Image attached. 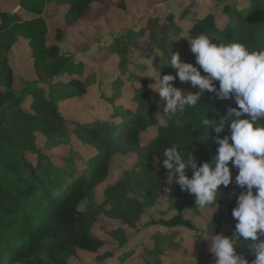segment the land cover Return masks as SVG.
<instances>
[{"label": "trees", "instance_id": "trees-1", "mask_svg": "<svg viewBox=\"0 0 264 264\" xmlns=\"http://www.w3.org/2000/svg\"><path fill=\"white\" fill-rule=\"evenodd\" d=\"M58 2L60 6H69L62 17L65 26L70 29L93 18L110 16L119 9L127 10L126 0H16L15 3L10 2L12 8L26 7L28 14H33L32 20L24 21L19 14H13L11 10L0 12V109L4 108L3 119L8 125L0 127V264H68L69 256L75 250L100 254L107 242L92 232L98 215L95 213V207L89 204V198L112 174L120 172L126 179L129 175V171L124 169L125 166L112 167L107 138L104 139L91 130L82 129L87 132L85 136L94 140V143H90L84 137L83 140L75 128L69 130L70 122L58 112L60 97H56L55 93L59 91V85H56L50 97L42 93L35 95L30 106L32 113L12 102L11 90L16 79L8 54L13 42L17 36L30 39V56L36 66H39L48 56L43 43L47 26L41 15L48 6ZM208 8L210 12L193 26V38L205 34L216 43L237 41L244 43L250 50L264 49V0H212ZM162 11L151 16L146 30L133 32L128 37L127 52L131 51V47H135V56H138L134 58L142 61L136 63L135 70L144 72L145 68H150L151 60L156 59L164 75H175L173 69L163 65L169 56L177 52L181 62H185V58L181 55L182 50H174V37L167 35L174 26L173 13L165 9ZM162 17L166 18L165 21ZM159 33L165 36L162 41L158 39ZM59 36H65L61 29ZM100 45L98 40L95 50L102 49ZM49 49L52 51L51 57L59 56L57 47L51 46ZM114 51L115 54L121 52L119 48ZM48 70L60 72L56 63L51 64ZM125 72L130 78H134L135 72L128 69ZM59 84L67 96L86 92L81 81L73 80ZM137 86L139 84L135 85V88ZM174 86L182 89L185 94L196 91L189 83L183 85L178 79ZM120 102L113 107L107 106L106 111L110 113L113 110L114 114L122 111L119 108ZM229 106L236 105L232 101H220L216 99L215 94L205 92L196 107L177 111L172 119L165 124H159L156 108L148 102H141L138 105V114L125 116L128 121L111 135L121 136L126 132L125 136L133 144L130 152L136 157L140 152L137 147L141 145L143 135L151 127L157 126L156 136L148 147L142 150L147 157L158 158L162 163L161 155L164 149L175 145L186 152H193L195 163L199 166L210 161L218 147L214 139L215 133L209 129L208 136L206 129L201 126V119L208 116L210 120L219 122ZM38 131L47 135L49 147L65 148V153L58 156L59 162L51 164L50 169L34 166L27 158V153L42 156L38 138L35 136ZM227 134L229 128L225 125L224 132L220 135L223 137ZM85 145H89L87 153L82 151ZM165 174L168 178L167 173ZM186 174L191 177V168L186 169ZM235 175L236 171L233 170V183ZM233 183L228 188L221 186L223 196L217 200V209L225 208L232 219L236 198L242 191L233 186ZM174 186V195L182 194L185 197V205L196 207L193 195L181 191L178 184ZM109 188V191L105 190L109 203L107 214L126 222L133 229L138 228L136 217L127 213L125 206L116 204L121 197L120 192L115 191V194L113 188ZM253 191L255 192V189ZM115 195L118 197L115 198ZM87 203L86 207L84 204ZM184 215L181 212L171 219H160L144 225V229H149L148 233L153 231L150 238L154 234L155 238L158 236V250L154 253H158L160 245L163 244L159 239V228L166 232L162 238L163 242L173 239L176 234L174 229L178 227L195 229L193 220ZM219 225L220 221L213 219L210 233L217 234ZM110 235L119 250L109 253L110 256H119L121 260H125L134 253L130 251V240L134 235H126V230L121 228ZM246 243L238 246L237 252L251 261L255 259L249 248L253 242ZM178 246L180 247V244ZM146 252L149 251L144 250L145 254ZM159 256L157 261L161 259V255Z\"/></svg>", "mask_w": 264, "mask_h": 264}, {"label": "rangeland", "instance_id": "rangeland-1", "mask_svg": "<svg viewBox=\"0 0 264 264\" xmlns=\"http://www.w3.org/2000/svg\"><path fill=\"white\" fill-rule=\"evenodd\" d=\"M15 1L0 0V12L11 10L13 14H19L24 21L32 20L33 14H28L26 7L12 8L10 2L15 3ZM211 1L126 0V11L119 9L110 16L87 20L73 29L65 26L62 17L69 6L67 4L60 6L59 2L52 4L41 15L47 26L43 43L48 56L39 66H36L30 56V39L17 36L14 40L8 54L16 79L11 90L12 102L18 103L25 111L32 113L30 106L35 95L42 93L50 97L56 85H59L57 86L59 91L55 93L56 97H60L58 112L70 122L69 130L75 128L79 136L88 139L90 143H94V140L85 136L87 132L82 129L91 130L100 137L107 138L112 167L125 166L124 169L129 171L127 179L123 178L120 172L112 174L89 198V204L95 207V213L98 215L92 232L105 240L106 245L100 254L75 250L70 254L68 264H215L214 257L208 250L211 238L214 236L210 233L213 219L220 221L217 234L232 235L237 221L228 215L225 208L200 209L185 205V197L182 194L177 196L172 193L176 185L175 180L173 179L171 184L168 183L165 174L167 170L163 168L158 158H149L142 152L156 136L157 126L151 127L143 135L141 145L137 147L140 152L136 157L130 152L133 144L125 136L126 132L121 136L111 135L128 121V117L125 116L138 114V105L141 102H148L156 108L159 124H165L174 116V114L170 117L163 114L164 102L159 94L150 88V85L155 83L154 79H159L158 73L161 78L164 75L158 67L157 60L152 59L150 68H145L144 72L135 70L136 63L141 60L134 58L138 56H135V47H131V51L127 52L128 37L133 32L146 30L151 22V16L155 13L160 14L164 9L171 11L174 16V26L167 35L174 37L172 44L174 50H182L181 55L185 58V62L195 63V56L190 51L188 40L193 38L191 31L194 24L210 12L208 5ZM162 19L165 21L166 18L162 17ZM60 29L65 32L64 37L59 36ZM164 37L159 33V41ZM98 40L102 46L99 51L95 50ZM51 46L58 48V57L50 56ZM117 48L121 52L115 54L114 50ZM52 62L58 65L59 73L48 70ZM127 69L135 72L134 78H130L125 72ZM73 80L83 82L86 92L72 96L65 95L59 83ZM138 84L139 86L135 88ZM119 101H121L119 108L122 111L116 112L117 114H114L113 110L110 113L106 111L107 106L113 107ZM7 106L8 104L5 105ZM3 109H0V127H8L3 119ZM35 136L38 138L42 156L27 153V158L34 166L50 169L51 164L59 162L58 156L65 153L63 151L65 148L64 146L49 147L47 135L42 131H38ZM82 151L87 153L89 145H85ZM234 186H237L235 181ZM109 187L113 188L115 194V191L120 192L121 197L116 204L125 206L124 210L136 217L138 228L133 229L126 222L107 214L109 203L105 190L109 191ZM166 188L170 191H165ZM114 197L117 198L118 195ZM84 205L87 207L88 203ZM181 212L186 218L193 220L195 229L178 227L174 229L176 232L174 238L163 242L162 238L166 232L163 228H159V239L163 244L161 243L159 252L154 253L158 250V236L155 238L156 234H154L150 238L153 231L151 234L148 233L149 229H144V225L151 221L171 219ZM120 228L126 230V235H134L130 240V251L134 253L125 260L109 254L119 251L110 234ZM179 244L180 247H177ZM144 250L149 252L145 254ZM159 255L161 259L157 261Z\"/></svg>", "mask_w": 264, "mask_h": 264}, {"label": "clouds", "instance_id": "clouds-1", "mask_svg": "<svg viewBox=\"0 0 264 264\" xmlns=\"http://www.w3.org/2000/svg\"><path fill=\"white\" fill-rule=\"evenodd\" d=\"M188 43L195 63L181 62L180 54L174 53L163 66L173 69L175 75L161 78L155 71L159 79L150 85L164 102L163 114L170 117L186 107H196L205 92L236 106H229L219 122L208 116L201 119L208 136L209 129L215 133L218 145L210 161L198 166L193 152L175 145L164 149L161 156L167 181L171 184L175 178L181 191L194 196L196 207L217 209L218 197L223 196L221 186L228 188L233 183L235 170L234 180L242 191L232 210L237 221L234 232L231 236H212L208 250L215 264H264V49L250 50L237 41L216 43L205 34ZM177 79L196 91L185 94L174 86ZM225 125L229 134L221 137ZM188 168L192 170L190 178ZM249 241L253 242L249 248L255 257L251 261L237 252L238 246Z\"/></svg>", "mask_w": 264, "mask_h": 264}, {"label": "built area", "instance_id": "built-area-1", "mask_svg": "<svg viewBox=\"0 0 264 264\" xmlns=\"http://www.w3.org/2000/svg\"><path fill=\"white\" fill-rule=\"evenodd\" d=\"M233 186H234V183H233ZM236 187H238V186H236Z\"/></svg>", "mask_w": 264, "mask_h": 264}, {"label": "crops", "instance_id": "crops-1", "mask_svg": "<svg viewBox=\"0 0 264 264\" xmlns=\"http://www.w3.org/2000/svg\"><path fill=\"white\" fill-rule=\"evenodd\" d=\"M118 258H119V256H118Z\"/></svg>", "mask_w": 264, "mask_h": 264}]
</instances>
